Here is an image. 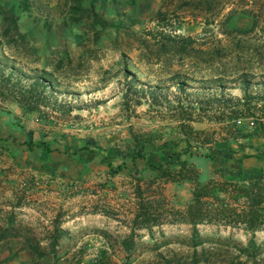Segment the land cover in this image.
Returning a JSON list of instances; mask_svg holds the SVG:
<instances>
[{"label": "rangeland", "instance_id": "1", "mask_svg": "<svg viewBox=\"0 0 264 264\" xmlns=\"http://www.w3.org/2000/svg\"><path fill=\"white\" fill-rule=\"evenodd\" d=\"M0 1L7 8L13 0ZM179 1L95 0L103 17L121 19L96 33L90 26L66 23L69 0H29L30 9L18 17L26 38L8 43L0 34V119L5 118L0 126V225L12 223L0 239V264L19 252L26 256L22 264H153L159 251L186 252L192 231L190 223L173 221L174 208H183L192 187L189 170H180L177 160L192 163L202 181L218 167L264 168V157L255 155L236 162L244 153L260 152L264 136L200 149L214 157L195 146L186 148L182 120L194 128L210 126L206 99L220 89L206 86L200 61H147L133 34L156 26L158 8L165 12L161 23L199 33L202 21L189 17ZM2 20L0 13V26H5ZM250 20L236 12L225 26H248ZM182 79L186 82L178 84ZM224 91L242 96L237 84ZM250 92L263 104L264 83L252 84ZM226 143L234 149L233 158L222 156ZM139 148L143 157L137 155ZM143 207L149 222L156 216L161 225L145 228L139 215ZM197 226L203 235L218 232L216 224ZM235 236L243 242L250 237L240 230ZM255 240L262 241L264 255V232ZM35 245L47 254L33 255Z\"/></svg>", "mask_w": 264, "mask_h": 264}, {"label": "trees", "instance_id": "2", "mask_svg": "<svg viewBox=\"0 0 264 264\" xmlns=\"http://www.w3.org/2000/svg\"><path fill=\"white\" fill-rule=\"evenodd\" d=\"M69 2L67 8L69 16L65 20L66 23L90 26L91 31L97 33L98 29L110 23L121 22V19L108 20L103 17L95 9V0H89L87 6L83 5L82 0H69ZM178 7L186 8L189 17L200 18L203 26L199 33H182L177 31L174 24L161 23L165 12L158 8L153 19L156 26L133 31V34L139 41V53L147 61L149 57L161 62L172 58L178 61L187 59L194 64L200 61L207 77L206 86L220 89V92L210 93L206 99L208 104L205 110L206 119L210 121V126L194 128L190 122L182 120L180 125L186 130L184 132L186 148L191 150V147L195 146L199 153L214 157L215 154L201 152L200 149L211 148L217 141H237L244 138L246 143H250L253 136H264V102L260 104L255 101L250 92L252 84L264 83L261 69L264 66V0H180ZM226 8L228 9L224 13ZM26 9H30L29 0H13L7 8H4L0 1L2 22L5 23V26H0V34L8 43L26 38L27 31H21L18 26L19 11ZM236 12L245 13L250 17L248 26H225ZM213 24L220 26L214 30L211 27ZM61 63L62 61L58 62ZM183 82H186L185 79L177 80L178 84ZM232 84L239 85L242 91L241 97H232L224 91ZM21 96L28 97L24 93ZM244 118H248L245 124L241 122ZM217 132L218 135L215 136ZM45 147L47 148V145ZM221 150L225 159L234 157V149L227 143ZM137 155L144 156L142 148L138 149ZM251 155H255L256 158L264 157V148L257 154L244 153L236 158V162L239 164L243 158ZM167 162L175 161L167 160ZM177 162L182 164L180 170L183 168L186 173L189 170L190 174L186 177L192 180V187L191 196L183 208H174L173 221L190 223L192 231L186 252L159 251L153 264L200 262L264 264V255L261 252L262 241L255 240L256 233L264 232V168L218 167L215 175L202 181L192 163H187L185 160H177ZM157 167H162V164L158 163ZM170 178L175 179L173 176ZM147 210V207H143L139 214L143 217L141 223L146 226L145 228L151 229L153 225H161L163 220H159L156 216H153L152 221L149 222ZM199 223L216 224L218 232L203 235L199 232L197 226ZM11 224L7 222L5 226L0 225V239L7 235ZM221 228H228L229 233L221 234ZM237 230L250 235L247 242L235 236ZM162 237L166 238V234ZM129 238L130 243L133 244L132 238ZM205 241H207L206 245ZM128 247V251H131V247ZM30 251L37 257L47 254L45 251H39L38 245L30 247ZM104 264H116V262H104Z\"/></svg>", "mask_w": 264, "mask_h": 264}, {"label": "crops", "instance_id": "3", "mask_svg": "<svg viewBox=\"0 0 264 264\" xmlns=\"http://www.w3.org/2000/svg\"><path fill=\"white\" fill-rule=\"evenodd\" d=\"M159 3V0H150L149 5H155V4ZM154 8H156V6H154ZM0 126H2L3 124H5V118L0 119ZM259 166V164H257ZM20 252L18 253V255H14L13 258H11L10 260L6 261L4 264H22V260L26 257V256H20Z\"/></svg>", "mask_w": 264, "mask_h": 264}]
</instances>
